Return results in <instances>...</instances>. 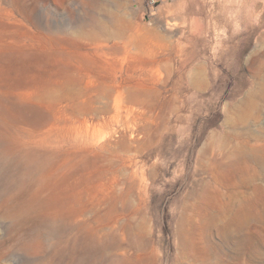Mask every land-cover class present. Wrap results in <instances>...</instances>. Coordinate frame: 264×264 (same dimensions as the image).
Masks as SVG:
<instances>
[{
    "label": "rangeland",
    "instance_id": "obj_1",
    "mask_svg": "<svg viewBox=\"0 0 264 264\" xmlns=\"http://www.w3.org/2000/svg\"><path fill=\"white\" fill-rule=\"evenodd\" d=\"M0 264H264V0H0Z\"/></svg>",
    "mask_w": 264,
    "mask_h": 264
},
{
    "label": "bare ground",
    "instance_id": "obj_2",
    "mask_svg": "<svg viewBox=\"0 0 264 264\" xmlns=\"http://www.w3.org/2000/svg\"><path fill=\"white\" fill-rule=\"evenodd\" d=\"M209 147V146H207ZM213 147V146H212ZM214 148V147H213ZM212 148V150H213ZM211 150V149H210ZM215 150V149H214ZM206 152V151H205ZM212 152V151H211ZM209 156V155H208ZM213 162V161H212ZM223 162V161H222ZM221 162V163H222ZM224 163V162H223ZM219 164V163H218ZM235 164V163H234ZM216 165V164H215ZM217 166V165H216ZM234 166V165H233ZM230 169V168H229ZM247 179V178H245ZM216 180V179H215ZM251 180V179H250ZM218 181V180H217ZM216 181V182H217ZM252 182V181H251ZM229 184V183H228ZM237 184V183H236ZM240 184V183H239ZM249 184V183H248ZM246 184V185H248ZM230 185V184H229ZM222 186V185H221ZM220 186V187H221ZM231 186V185H230ZM225 190V189H224ZM252 190V189H251ZM250 190V191H251ZM208 192V191H207ZM208 195V194H207ZM256 196V195H255ZM259 198V197H258ZM215 203V202H214ZM221 204V203H220ZM233 206H235V208H237V210L235 211L234 208V213H233V218L231 221H228L226 223V227L228 229H230L232 227V230L229 232L230 236H232L233 234H238V232H240L241 229L246 228L247 226L249 227L250 222L252 221L253 218L255 217H259L261 214L259 213H255L252 214V212L250 211L249 205H236V204H231ZM217 206V205H216ZM187 207V206H186ZM255 207V206H253ZM260 207V206H259ZM261 208V207H260ZM259 209V208H258ZM257 211V209H256ZM259 212V211H258ZM210 219H212V217H210ZM225 226V225H224ZM224 228V227H223ZM222 229V228H221ZM223 230V229H222ZM219 231V230H218ZM187 238V237H186ZM246 258L249 259L250 255L247 254ZM250 262V261H248Z\"/></svg>",
    "mask_w": 264,
    "mask_h": 264
}]
</instances>
